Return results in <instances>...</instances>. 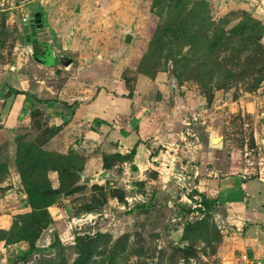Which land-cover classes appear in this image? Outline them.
Instances as JSON below:
<instances>
[{
  "label": "rangeland",
  "instance_id": "1",
  "mask_svg": "<svg viewBox=\"0 0 264 264\" xmlns=\"http://www.w3.org/2000/svg\"><path fill=\"white\" fill-rule=\"evenodd\" d=\"M33 1L0 0L1 94L15 84L22 85L21 79L29 75L55 90L62 86L63 74L47 66L39 68L41 62L33 57L35 44L26 40L23 22L33 15ZM38 1L48 33L47 48L59 49L54 67L64 66L67 59L72 61V70L92 64L100 78L110 81L105 83L106 92L123 94L145 111L166 101L170 115L161 113V121L167 117L176 130L184 127L192 138L200 133L207 147L210 135L218 137L222 140L216 149L220 158L250 175H264L263 134L255 131L263 119L255 111L264 106L258 98L256 110L247 106L252 95H264V24L250 11L225 7L215 0ZM77 1L82 4L80 11H75ZM53 16L60 20L55 26L66 39L64 49L49 31L48 20ZM126 32L133 35L129 43L123 40ZM43 35L38 33L37 38ZM192 99L208 103L213 115L206 122L200 121ZM30 116L28 124L13 127L8 138L0 140L2 179L14 172L16 180L11 184L24 192L29 185L53 187L57 181V187L63 185L70 191L77 180L80 189L70 200L75 212L91 205L96 210L89 212L94 213L108 195L117 199L124 195L108 173L105 182H97L72 172V167L83 164L81 146H94L92 138L84 142L66 121L49 122L42 109L32 108ZM171 139L179 142L182 138ZM109 161L120 162L115 156ZM65 167L72 173L64 172ZM176 187L173 206L160 199L142 213L99 210L101 214L81 224L72 218L67 225L57 221L51 238L45 237L39 247L32 249L33 239L28 238L21 248L0 251V264H217L220 234L213 203L206 208L202 198H192L201 205L192 207L187 199L182 204L178 200L181 187ZM0 191L5 192V187L0 186ZM41 212L15 213L8 218L10 224L0 228V236L12 242L36 234L44 220Z\"/></svg>",
  "mask_w": 264,
  "mask_h": 264
},
{
  "label": "crops",
  "instance_id": "2",
  "mask_svg": "<svg viewBox=\"0 0 264 264\" xmlns=\"http://www.w3.org/2000/svg\"><path fill=\"white\" fill-rule=\"evenodd\" d=\"M215 1L225 7H242L264 24V0ZM59 21L54 16L50 17L48 28L64 49L67 46L66 39L61 37L55 26ZM43 34L38 39L48 42V33L44 31ZM261 39L264 43V28ZM58 50L55 47L52 50L47 48L46 54L39 58V68L47 66L48 70L52 68V72L58 70L63 74L61 87L55 90L44 80L35 82L29 75L21 79L22 85L15 84L13 87L23 93L7 95L9 89L4 94L0 93V140L8 138L13 127L28 124L32 108L42 109L49 122L66 121L84 142L92 138L94 146L80 148L84 155L82 179L95 178L97 182H105L108 173V178L116 181L114 186L124 192V200L108 195L98 211L75 212L70 201L75 194H62L47 207L52 222L42 229L35 245L39 247L45 237L51 238L50 231L56 229L57 221L60 224L66 221L67 225V219L72 218V221L81 224L93 219L91 216L101 214L99 210L108 214L128 209L130 214L142 213L145 209H153L152 203L160 199L173 206L172 193L180 185L182 191L178 200L182 204H186L182 200L187 199L194 207L197 203L195 200L203 197L213 201L214 219L220 234L216 246L217 264H264V175H250L220 158L221 153L216 150L219 147L211 145L210 138L207 147L201 142L200 133H195V138H192L187 136L189 131L184 130V127L176 130L174 121L167 117L161 121V113L170 115L166 101H158L151 110L145 111L138 105H132L133 99L123 94L115 96L112 92H106L105 83L110 81L100 78L92 64L87 68L78 66L75 70L71 69V63L54 67L58 64ZM252 98L247 100V106L256 110L257 98L264 106V95H252ZM191 103L194 109L200 111L201 122H206L207 117L213 115L209 112L206 100L192 99ZM255 114L263 117L255 131L258 136L263 134L261 140H264V108L260 112L255 111ZM176 136L182 139L173 142L171 138ZM191 142L194 143L190 146ZM133 147L135 154L132 161L124 160L104 168L103 153L126 155ZM132 164L135 169H132ZM15 180L14 172L12 175L6 174L3 179L0 177V186L5 187V192L0 191V228L8 226V218L15 213L31 210L24 190L11 184ZM58 185L57 181L53 187ZM149 189L151 191H147ZM24 244V240L8 243L0 236V251L21 248Z\"/></svg>",
  "mask_w": 264,
  "mask_h": 264
},
{
  "label": "trees",
  "instance_id": "3",
  "mask_svg": "<svg viewBox=\"0 0 264 264\" xmlns=\"http://www.w3.org/2000/svg\"><path fill=\"white\" fill-rule=\"evenodd\" d=\"M261 37H262V35H261ZM34 44H35V49L33 51V57H34V59L39 61L38 58H40V54L36 51V49H38L36 47L41 46V47H44L45 49H47L48 44H47V41H37ZM23 92L24 91H22V90L9 88L7 95H10L12 93L18 94V93H23ZM134 154H135V147H133L130 150V152L127 153L126 155H121L120 153H112V154L111 153L110 154L109 153H103L104 168H110L112 166V163H110V161H109V159L111 157H114V156L118 157V160H120V161H124V160L132 161ZM83 163H84V161H83ZM135 168H136L135 165L132 164V169H135ZM72 169H73L72 172L77 173L79 176L81 174L82 169H83V164H81V166H79L77 169L74 167H72ZM63 171L66 173H72L66 167L63 168ZM78 184L79 183L76 180L75 185H74L75 186L74 189H72L70 191H68V189L63 185H60L57 188H53L48 183L34 184V185H29V186L25 187L26 199H27V202L31 206V211L32 210L33 211L41 210L42 211L41 213L44 217V220L41 223V225L39 226V228H37L36 234H34V235H23L15 241H18V240H26L27 241L28 238L33 239L34 245L32 244L31 247H32V249H35V247H36L35 242H36V239L38 238L40 232L42 231L43 228H45L46 226H48L52 222V218H51V216L47 210V207L50 204H52L60 196V194H72L75 191H78L80 189ZM114 196H116V195H114ZM118 199L120 201H123L124 195L122 194V196H118ZM105 200H106V198H105ZM202 203L207 208L210 206V204L213 203V201H210V200L206 199L205 197H203ZM101 205H102V203L99 206H101ZM95 208H96L95 206L88 205L85 210L90 211V210L95 209ZM1 237L5 238L3 236H1ZM6 242H8V241L6 240ZM12 242H14V241H12Z\"/></svg>",
  "mask_w": 264,
  "mask_h": 264
},
{
  "label": "water",
  "instance_id": "4",
  "mask_svg": "<svg viewBox=\"0 0 264 264\" xmlns=\"http://www.w3.org/2000/svg\"><path fill=\"white\" fill-rule=\"evenodd\" d=\"M31 11L33 15L28 20H24V33L26 36V40L28 43H36L37 41H41L37 38L38 33H43L45 31V27L42 22V13L40 8V2L38 0L30 3ZM75 11H80V2L77 1L75 5ZM133 38L132 33L126 32L124 33L123 40L124 42H131ZM71 63V59H67L64 61V65H68ZM210 144L216 147H220L222 145V140L218 139L216 142L212 141V137H210Z\"/></svg>",
  "mask_w": 264,
  "mask_h": 264
},
{
  "label": "flooded vegetation",
  "instance_id": "5",
  "mask_svg": "<svg viewBox=\"0 0 264 264\" xmlns=\"http://www.w3.org/2000/svg\"><path fill=\"white\" fill-rule=\"evenodd\" d=\"M36 48H38V49H36V51L40 54V56H43L46 54V52H45L46 49L44 47L37 46Z\"/></svg>",
  "mask_w": 264,
  "mask_h": 264
},
{
  "label": "bare ground",
  "instance_id": "6",
  "mask_svg": "<svg viewBox=\"0 0 264 264\" xmlns=\"http://www.w3.org/2000/svg\"><path fill=\"white\" fill-rule=\"evenodd\" d=\"M218 139H219L218 137H215V138H212V141L216 142Z\"/></svg>",
  "mask_w": 264,
  "mask_h": 264
},
{
  "label": "built area",
  "instance_id": "7",
  "mask_svg": "<svg viewBox=\"0 0 264 264\" xmlns=\"http://www.w3.org/2000/svg\"><path fill=\"white\" fill-rule=\"evenodd\" d=\"M25 20V19H24ZM243 257H245V256H243Z\"/></svg>",
  "mask_w": 264,
  "mask_h": 264
}]
</instances>
